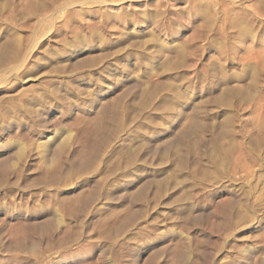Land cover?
I'll return each mask as SVG.
<instances>
[{"label": "rangeland", "instance_id": "374dc122", "mask_svg": "<svg viewBox=\"0 0 264 264\" xmlns=\"http://www.w3.org/2000/svg\"><path fill=\"white\" fill-rule=\"evenodd\" d=\"M0 132V264H264V0H0Z\"/></svg>", "mask_w": 264, "mask_h": 264}, {"label": "bare ground", "instance_id": "6f19581e", "mask_svg": "<svg viewBox=\"0 0 264 264\" xmlns=\"http://www.w3.org/2000/svg\"><path fill=\"white\" fill-rule=\"evenodd\" d=\"M133 83V80L132 79H130V78H128V77H123V78H121L120 80H117V85H120V84H125L126 86L128 85H131ZM95 92V91H94ZM96 93V92H95ZM93 96V95H92ZM71 103V102H70ZM74 103H75V101H74ZM78 103H80V102H78ZM88 103V102H87ZM70 105L71 104H69L68 106L70 107ZM73 105V104H72ZM75 105L76 104H74L72 107H75ZM78 105V104H77ZM51 108V107H50ZM71 108V107H70ZM115 108V107H114ZM182 108V107H181ZM116 109V108H115ZM59 110V109H58ZM114 110V109H113ZM178 111V110H177ZM49 112V110L46 108V107H41V108H39V110H38V112H37V114L36 115H34V116H36V119L38 120V122H39V120H41L42 118H44V115L46 114V113H48ZM113 112V111H112ZM115 115V114H114ZM112 117H113V115H111ZM110 116V117H111ZM169 116V115H168ZM35 118V117H34ZM114 118V117H113ZM110 120H111V118H109ZM109 119H108V121H109ZM171 119V118H170ZM17 120V119H16ZM44 120V119H43ZM12 121H13V119H12ZM42 121V120H41ZM11 122V121H10ZM17 122V121H16ZM26 123H27V121H26ZM40 123V122H39ZM25 124V123H24ZM41 124V123H40ZM165 125V124H164ZM8 126V125H7ZM163 126V125H162ZM162 126H160V127H162ZM164 127V126H163ZM168 127V126H167ZM111 128V127H110ZM108 129V128H107ZM104 130V129H103ZM172 130V129H171ZM161 132V131H160ZM1 133V132H0ZM177 133H179V132H177ZM104 134H102V136L100 137V138H104V136H103ZM149 135V134H148ZM149 137V136H148ZM176 137V136H175ZM102 140V139H101ZM100 140V141H101ZM175 140V139H174ZM145 141V140H144ZM157 144V143H156ZM160 144V143H159ZM158 144V145H159ZM163 145V144H162ZM98 146V145H97ZM156 146V145H155ZM160 146V145H159ZM48 147V146H47ZM57 148H58V146H57ZM53 149H55V148H53ZM59 149V148H58ZM58 149H56V150H58ZM153 149V148H152ZM162 150H163V147H162ZM55 151V150H54ZM53 151V152H54ZM94 151V150H93ZM96 151V150H95ZM153 151H154V149H153ZM155 151H158V150H155ZM53 152H52V155H53ZM57 152V151H56ZM46 153V152H45ZM96 153V152H95ZM94 155V154H93ZM47 156H48V154H47ZM53 157H54V155H53ZM53 157H51V158H53ZM90 157V156H89ZM93 157V156H92ZM54 158H56V157H54ZM94 158V157H93ZM90 159V158H89ZM68 161V160H67ZM77 161H75V163H76ZM74 163V162H73ZM79 163V162H78ZM77 163V164H78ZM80 165H81V162L79 163ZM68 165V164H67ZM150 165V164H149ZM66 166V165H65ZM153 167V166H152ZM83 168V167H82ZM85 169V168H84ZM135 169V168H134ZM133 169V170H134ZM21 170V169H20ZM80 170H82L83 171V169H80ZM88 170V169H87ZM135 170H138V169H135ZM81 171V172H82ZM85 172V171H84ZM87 172V171H86ZM85 172V175L87 174ZM91 172V171H90ZM90 172H89V174H90ZM135 172V171H134ZM137 172V171H136ZM140 173V172H139ZM84 173L82 172V174L81 175H83ZM117 174V173H116ZM128 174V173H127ZM131 174V173H130ZM137 174V173H136ZM133 175V174H132ZM156 175V174H155ZM80 176V175H79ZM100 176V175H99ZM126 176V175H125ZM128 176V175H127ZM157 176V175H156ZM58 177V176H57ZM57 177H56V179H57ZM81 177V176H80ZM84 177V176H83ZM116 177V176H115ZM121 177H122V175H121ZM151 177V172L149 171V170H147V171H144V172H141L139 175L137 174V176H135V178H139V179H149ZM52 178V177H51ZM50 178V179H51ZM108 179L110 178V176L109 177H107ZM123 178V177H122ZM127 178V177H126ZM130 178V177H129ZM129 178H127V179H123V180H120V182H116V184H114V185H112L111 187H110V189H109V187H108V189H109V191H108V194H107V196H105V198H103L104 200L103 201H95V200H93L94 199V195H92L91 193H89V196H90V194L92 195L91 197H89L88 196V198H83V196L86 194V192H85V194H83V196H82V198L84 199V201H82V200H80L81 198L79 197V199L78 200H80V201H82L84 204V206L83 207H85V206H87L88 204H90L91 202L93 203V208L94 209H96V211L97 210H99V209H101L102 207H104L105 205H108V204H110V203H112V202H117V203H120V202H122V201H124V200H128V199H130V197L131 196H128V195H130L131 193H130V191H129V193L130 194H127V190H128V187L133 183V179H129ZM158 178V177H157ZM54 178H52V180H53ZM59 179V178H58ZM76 179V178H75ZM104 179V178H103ZM106 179V178H105ZM51 180V181H52ZM110 180V179H109ZM114 180V179H113ZM118 180V179H117ZM155 180V179H154ZM48 181V180H47ZM53 181H55V179L53 180ZM105 181V180H104ZM112 181V180H111ZM110 181V182H111ZM49 182V181H48ZM57 182V181H56ZM55 182V183H56ZM84 182H88V183H92L93 184V188H92V190L96 187V185L98 184V182H99V179H98V177H96V176H94V174L93 175H88L87 177H84V178H80V179H78L75 183H71V186H69V188H68V191H71V190H73L75 187H79L82 183H84ZM106 182V181H105ZM104 182V183H105ZM113 182V181H112ZM141 182V181H140ZM145 182V181H144ZM47 182H45V184H46ZM60 183V182H59ZM108 183V182H107ZM107 183H106V185H107ZM115 183V182H114ZM103 184V183H102ZM99 185V184H98ZM141 185H143V183L141 184ZM65 186H67V185H65ZM82 187V186H81ZM88 187V186H87ZM103 187V186H102ZM101 187V188H102ZM105 187V186H104ZM87 189H89V188H87ZM90 189H91V187H90ZM89 189V190H90ZM107 189V188H106ZM88 190V191H89ZM132 190V189H131ZM137 190H138V188H137ZM84 191V190H83ZM140 191V190H139ZM91 192V191H90ZM94 192V191H93ZM100 192L102 193V191L100 190ZM135 192V191H134ZM133 192V193H134ZM137 192V191H136ZM95 193V192H94ZM80 195V194H79ZM88 195V194H87ZM86 195V196H87ZM100 195V194H99ZM98 196V195H97ZM101 196V195H100ZM104 196V195H103ZM75 198V197H74ZM131 198H134L133 196L131 197ZM100 199V198H99ZM75 201L77 200V199H74ZM77 203H78V201H76ZM75 203V202H74ZM137 203V202H136ZM76 204V203H75ZM74 204V205H75ZM79 204H80V202H79ZM129 204V203H128ZM78 205H76V207H77ZM76 207H75V209H76ZM109 207V206H108ZM140 207V206H139ZM131 208V207H130ZM137 208V207H136ZM141 208V207H140ZM158 208H159V206H158ZM74 209V208H73ZM78 209V208H77ZM76 209V210H77ZM79 209H80V207H79ZM76 210H75V212H76ZM91 210H92V208H91ZM142 210V209H141ZM159 210V209H158ZM134 211H135V208H134ZM137 212H139V210H138V208H137V210H136ZM73 212H74V210H73ZM80 212V211H79ZM78 212V213H79ZM131 212H133V211H131ZM197 212H199V210L197 211ZM201 212V211H200ZM77 212H76V215L78 214ZM154 213V212H153ZM75 214V213H74ZM85 214V213H84ZM92 214V213H91ZM151 214V213H150ZM30 215V214H29ZM93 215V214H92ZM134 215H136V214H134ZM78 216V215H77ZM132 217H134V216H132ZM137 220V219H136ZM26 221H28V220H26ZM36 221V220H35ZM129 221V220H128ZM131 221V220H130ZM58 222V221H57ZM121 222V221H120ZM26 223H28V222H26ZM35 223H37V222H35ZM33 225V224H32ZM118 226H122V224L120 225V224H117ZM117 225H116V227H117ZM141 225V224H140ZM257 225V224H256ZM11 226V225H10ZM139 226V225H138ZM51 227V226H50ZM115 227V228H116ZM141 227V226H140ZM143 227V226H142ZM120 228V227H119ZM137 228H139V227H137ZM143 228H145V227H143ZM68 229V227L66 228V230ZM133 229V228H132ZM163 229V228H162ZM30 230V229H29ZM46 230H48V229H46ZM115 230H118V229H115ZM149 230V229H148ZM120 231V230H119ZM131 231V230H130ZM136 231V230H135ZM139 231V230H138ZM171 231V230H170ZM113 232V231H112ZM115 232V231H114ZM137 232V231H136ZM141 232H143V231H141ZM161 232V231H160ZM144 233H145V231H144ZM147 233V232H146ZM154 233H156V232H154ZM163 233V232H162ZM174 233V232H173ZM113 234V233H112ZM137 234V233H136ZM148 235H149V233H147ZM152 235H154V234H152ZM143 236V235H142ZM144 236H146V235H144ZM155 236V235H154ZM111 237V236H110ZM139 237V236H138ZM138 237H136V238H138ZM79 238V237H78ZM83 238V237H82ZM87 239H89V238H87ZM143 239H144V243H143V247H142V252H143V254H146V255H152V253H153V250L154 249H156L157 247H164V250H163V252L164 253H168L167 254V256L170 258H173V257H175L176 255L175 254H177V253H175L174 251H173V249L175 248V245L174 244H176V243H174L173 244V240H172V238H166V240H164L165 238H163V237H156V238H150L149 236L148 237H146V238H144L143 237ZM86 240V239H85ZM140 240V239H139ZM77 241H78V239H77ZM80 241H82V240H80ZM135 241V240H134ZM184 241V240H183ZM83 242V241H82ZM143 242V241H142ZM177 242V241H176ZM136 243H137V241H136ZM141 243V242H140ZM19 244V243H18ZM178 244V243H177ZM126 245H128V244H126ZM173 245H174V248H172L173 247ZM20 246V245H19ZM135 246V245H134ZM177 246V245H176ZM178 247V246H177ZM181 247H182V245H181ZM125 248V247H124ZM136 248V247H135ZM179 248H180V246H179ZM33 249V248H32ZM103 249V248H102ZM130 249H131V247H130ZM137 249V248H136ZM140 250V251H141ZM124 251V250H123ZM126 251H128V250H126ZM131 251V250H130ZM133 251V250H132ZM178 251V250H177ZM162 252V251H161ZM140 253V252H139ZM99 254V253H98ZM178 255V254H177ZM238 256V255H237ZM240 256V255H239ZM126 257V256H125ZM147 257V256H146ZM255 258V257H254ZM125 259V258H124ZM126 259H127V257H126ZM130 259V258H129ZM257 259V258H256ZM243 260V259H242ZM255 261H257V260H255ZM155 262V261H154ZM174 262V261H173ZM171 263H172V261H171Z\"/></svg>", "mask_w": 264, "mask_h": 264}]
</instances>
